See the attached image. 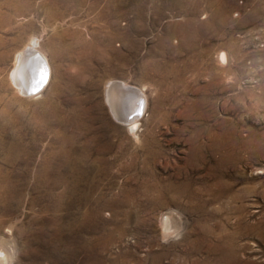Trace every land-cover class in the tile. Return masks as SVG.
Masks as SVG:
<instances>
[{
	"label": "rangeland",
	"instance_id": "1",
	"mask_svg": "<svg viewBox=\"0 0 264 264\" xmlns=\"http://www.w3.org/2000/svg\"><path fill=\"white\" fill-rule=\"evenodd\" d=\"M118 82L145 101L133 130ZM0 245L7 264H264V0H0Z\"/></svg>",
	"mask_w": 264,
	"mask_h": 264
},
{
	"label": "water",
	"instance_id": "2",
	"mask_svg": "<svg viewBox=\"0 0 264 264\" xmlns=\"http://www.w3.org/2000/svg\"><path fill=\"white\" fill-rule=\"evenodd\" d=\"M32 55L34 56L33 58L35 59V61H37V66L33 67L32 63L29 60H27V62H29L30 66H32L31 69H32L33 73H31V71H30L28 74L29 76H25V73H21V72L15 73L16 74L15 77H17L16 78L17 84L20 87L22 86V88L24 90L23 92L25 94L37 93L38 91H40L43 88V86H45V84L49 78L48 64L46 62V59L42 55V53L40 51H38L37 49H33ZM21 57L22 58H21V63H20L19 69L22 67L23 55H21ZM28 57L30 58L32 56H28ZM117 85H118V89L113 88L111 90L114 102L116 100H119V98L121 97V94H122V95H125L126 97L127 96L131 97L132 99L134 97L135 99H137V103L135 104V106H133V108L130 111L128 110L125 112V110H122V112H125V115L121 116V115L117 114L116 116L119 119H121L122 121L127 122L132 117L141 115L143 112L145 101H144L143 97L138 94L139 93L138 90H136L130 86L124 85L123 83H119ZM115 105L120 110V106H119V104H117V101L115 102Z\"/></svg>",
	"mask_w": 264,
	"mask_h": 264
},
{
	"label": "bare ground",
	"instance_id": "3",
	"mask_svg": "<svg viewBox=\"0 0 264 264\" xmlns=\"http://www.w3.org/2000/svg\"><path fill=\"white\" fill-rule=\"evenodd\" d=\"M30 47L28 46V47H26L24 50H22V52H20L19 54H18V60L20 61V63H21V55H23V60H22V70H20L19 69V67H17V65H16V68L17 69H19V72H21V73H25V76H29L28 74H29V72L31 71V73H33V71H32V69H31V67L32 66H30V63L29 62H27V60H29L31 63H32V65H33V67L34 66H37V61H35V59L33 58L34 56L32 55V57L31 58H29V57H26V55H28V54H30ZM25 53V54H24ZM29 56H31V55H29ZM218 56V59L217 60H219L220 62H224L225 61V55H224V53L223 52H221V54H218L217 55ZM19 63V64H20ZM19 66V65H18ZM30 66V67H29ZM49 68V67H48ZM16 69V70H17ZM32 75V74H31ZM50 75V74H49ZM119 83V82H118ZM44 87V86H43ZM113 88V87H112ZM116 89L118 88V87H115ZM20 90H21V88H20ZM18 91H19V89H18ZM22 91V90H21ZM23 92V91H22ZM111 93V92H110ZM126 96L125 95H122L121 94V97L120 98H122L119 102H117V104L119 103L120 105H121V107H120V110H119V114L121 115V116H123V115H125V112L126 111H130L132 108H133V106H135V104L137 103V99H135L134 97H133V99L132 98H129V103H125V100H124V98H125ZM108 101H109V105L111 106V108H112V111H115V109H114V107H115V102L117 101H113V97H112V100H111V97H110V95H109V97H108ZM114 104V105H113ZM122 107H125V109H123ZM122 110H125V112H122ZM138 118V116H134V117H132L130 120H128L126 123L129 125V127H130V129H134L135 128V126L137 125V119ZM119 120V119H118ZM122 121V120H121ZM123 122V121H122ZM128 127V128H129ZM170 216V215H169ZM165 218H164V220H163V227H164V230H170L171 229V227L173 226V224H172V221L173 220H171V218H169L168 216H164ZM172 217V216H171ZM175 223V222H174ZM175 225V224H174ZM175 229V228H174ZM173 231V230H172ZM164 233V232H163ZM1 246V245H0ZM3 248V247H2ZM4 249V248H3ZM4 250H6V249H4ZM7 251H9V250H7ZM7 253H9V252H7ZM8 254H4L3 252H0V264H7L8 263V256H7ZM10 255V254H9Z\"/></svg>",
	"mask_w": 264,
	"mask_h": 264
}]
</instances>
